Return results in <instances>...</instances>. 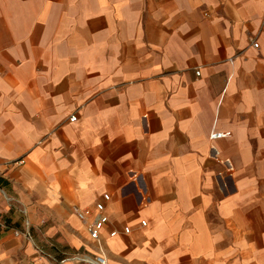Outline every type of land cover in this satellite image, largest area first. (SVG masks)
<instances>
[{"label": "crops", "instance_id": "1", "mask_svg": "<svg viewBox=\"0 0 264 264\" xmlns=\"http://www.w3.org/2000/svg\"><path fill=\"white\" fill-rule=\"evenodd\" d=\"M0 216V264H264V0H0Z\"/></svg>", "mask_w": 264, "mask_h": 264}, {"label": "built area", "instance_id": "2", "mask_svg": "<svg viewBox=\"0 0 264 264\" xmlns=\"http://www.w3.org/2000/svg\"><path fill=\"white\" fill-rule=\"evenodd\" d=\"M252 46L257 48L259 46L257 41L252 42ZM198 73V71L196 72ZM76 119L75 115H72L69 120L73 121ZM226 134L221 132H212L210 137L212 139H217L224 137ZM109 199V194H103V201H98L93 205V208L85 207L82 209H75V213L78 218L83 221H86V229L89 235V239L92 241H99L101 231L104 229L106 223L108 222V216L105 213L104 201ZM142 225H145V221L141 222ZM9 224L5 219L0 216V229H8ZM129 227L125 226L123 231L125 233L129 232ZM16 233L21 234L26 239H31L30 224L28 221L24 220L23 229L17 231ZM117 234L116 230H112L109 235L115 236ZM40 251H42L40 249ZM66 261H78L79 264H107L106 257L102 251L98 254H82V253H70L64 259L59 261H53V264H64Z\"/></svg>", "mask_w": 264, "mask_h": 264}]
</instances>
